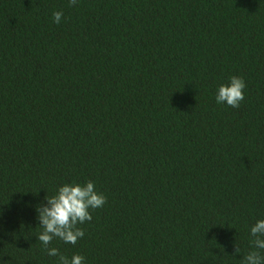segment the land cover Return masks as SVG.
<instances>
[{"label": "trees", "instance_id": "1", "mask_svg": "<svg viewBox=\"0 0 264 264\" xmlns=\"http://www.w3.org/2000/svg\"><path fill=\"white\" fill-rule=\"evenodd\" d=\"M233 75L239 108L215 98ZM87 181L106 203L51 241L69 259L241 264L264 219V0H0V264H57L36 209Z\"/></svg>", "mask_w": 264, "mask_h": 264}, {"label": "clouds", "instance_id": "2", "mask_svg": "<svg viewBox=\"0 0 264 264\" xmlns=\"http://www.w3.org/2000/svg\"><path fill=\"white\" fill-rule=\"evenodd\" d=\"M77 0H69V5L74 6ZM63 13H53L54 21L59 24ZM245 81L242 77L231 76L229 82L219 85L216 94L218 104L226 103L232 108H239L244 100ZM47 203L37 207V219L41 231L36 235L47 255L58 257L57 264H84V257L74 254L70 259L61 254L55 247H49L54 238L62 240L66 244L75 245L84 236V231L78 225L91 221L90 209L103 207L106 197L96 191L94 182L85 184L65 183L58 187L55 194L45 197ZM253 237L251 241L253 250L249 251L242 259L241 264H264V219L258 220L250 228ZM241 249L236 243L234 254Z\"/></svg>", "mask_w": 264, "mask_h": 264}]
</instances>
